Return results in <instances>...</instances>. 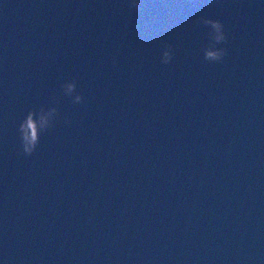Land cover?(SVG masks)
I'll return each instance as SVG.
<instances>
[{"label": "water", "instance_id": "1", "mask_svg": "<svg viewBox=\"0 0 264 264\" xmlns=\"http://www.w3.org/2000/svg\"><path fill=\"white\" fill-rule=\"evenodd\" d=\"M0 264H264V0H0Z\"/></svg>", "mask_w": 264, "mask_h": 264}, {"label": "clouds", "instance_id": "2", "mask_svg": "<svg viewBox=\"0 0 264 264\" xmlns=\"http://www.w3.org/2000/svg\"><path fill=\"white\" fill-rule=\"evenodd\" d=\"M140 5L141 0H128L130 9L139 10ZM195 25L197 27L203 25L208 29V43L202 48L204 59L208 62H223L227 49L218 46L227 43L228 39L223 22L201 16L197 18ZM173 54L172 45L165 44L162 47L161 63H170ZM112 62L116 63L115 57ZM62 97L70 98L74 104H81L84 101L83 95L77 91L76 80L72 79L61 84L60 93L52 97V106L41 105L28 110L17 128L20 151L24 156H31L36 152L41 136L50 131L60 118L58 105ZM65 123H71L70 118L66 117Z\"/></svg>", "mask_w": 264, "mask_h": 264}]
</instances>
